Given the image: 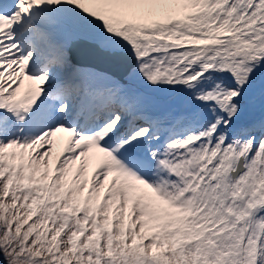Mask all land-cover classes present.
I'll use <instances>...</instances> for the list:
<instances>
[{"label": "snow or ice", "instance_id": "1", "mask_svg": "<svg viewBox=\"0 0 264 264\" xmlns=\"http://www.w3.org/2000/svg\"><path fill=\"white\" fill-rule=\"evenodd\" d=\"M0 264H264V0H0Z\"/></svg>", "mask_w": 264, "mask_h": 264}]
</instances>
